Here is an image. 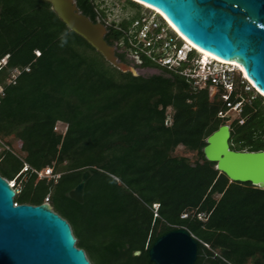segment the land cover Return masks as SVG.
I'll return each mask as SVG.
<instances>
[{
	"label": "trees",
	"instance_id": "16d2710c",
	"mask_svg": "<svg viewBox=\"0 0 264 264\" xmlns=\"http://www.w3.org/2000/svg\"><path fill=\"white\" fill-rule=\"evenodd\" d=\"M127 1L136 14L106 26L110 46L128 48L125 34L141 18ZM76 6L93 23L104 18L95 0ZM115 55L129 64L125 51ZM138 60L135 68L159 74L119 72L43 0H0V177L14 181L15 203L47 198L90 264H153V243L178 228L197 241L194 264H264V190L229 182L201 152L222 125L231 150L264 152V98L237 78L229 101L243 102V123L229 121L207 87ZM57 123L66 125L62 137ZM47 167L58 177L31 171ZM84 172L79 204L67 193Z\"/></svg>",
	"mask_w": 264,
	"mask_h": 264
},
{
	"label": "water",
	"instance_id": "95a60500",
	"mask_svg": "<svg viewBox=\"0 0 264 264\" xmlns=\"http://www.w3.org/2000/svg\"><path fill=\"white\" fill-rule=\"evenodd\" d=\"M65 27L82 38L121 73L139 76L120 62L104 40L106 26L82 15L76 0H43ZM157 11L190 44L222 62H234L249 84L264 96V0H137ZM230 128L220 126L205 139L201 152L229 182L264 190V152L233 151ZM89 172L67 197L81 204ZM15 192L0 177V264H90L76 247L70 225L48 204H17ZM134 256L139 255L136 251ZM197 241L178 228L159 237L148 251L153 264H194Z\"/></svg>",
	"mask_w": 264,
	"mask_h": 264
},
{
	"label": "built area",
	"instance_id": "2783aa9c",
	"mask_svg": "<svg viewBox=\"0 0 264 264\" xmlns=\"http://www.w3.org/2000/svg\"><path fill=\"white\" fill-rule=\"evenodd\" d=\"M155 12L158 13L157 11ZM151 13L157 16L159 21L141 17L132 23L131 29L125 34L129 55L133 58L144 56L156 66L185 78L192 83L194 88L203 89L207 87L210 95L218 96L226 104L227 112L234 113L238 123L242 124L243 119L240 115L243 102L231 103L229 101L230 96L235 91L236 78L234 73H237L241 84L245 83L244 88H242L244 92L253 91L255 94L260 93L243 77L239 68L212 58L204 62L202 56L200 57L196 54L189 43V45L186 44L187 42L163 16L159 13V15L154 12ZM101 23L106 26L104 19L101 20ZM18 74L17 70L14 71L11 80H14ZM0 95H2V88H0ZM227 112L219 113L218 116L224 118ZM53 130L62 137L66 131V125L57 123ZM26 170L27 167L25 166L23 171ZM31 171L36 174L38 179L49 180L58 177V175L53 174L51 167L40 171ZM7 183L14 190V181ZM14 192L16 194L18 191L14 190ZM44 203L48 204L47 198ZM16 205L14 203V206ZM198 217L203 218L204 215L200 214Z\"/></svg>",
	"mask_w": 264,
	"mask_h": 264
},
{
	"label": "rangeland",
	"instance_id": "374dc122",
	"mask_svg": "<svg viewBox=\"0 0 264 264\" xmlns=\"http://www.w3.org/2000/svg\"><path fill=\"white\" fill-rule=\"evenodd\" d=\"M127 0H95V4L97 5V9L99 11H102L104 14V22L106 26H109L113 23H119L123 19L131 18L136 14V11L134 8H131ZM139 15L142 18L148 19V20H156L159 21L158 17L151 13V11L139 7ZM115 50L118 52H126L128 58L130 61L132 56L129 55V51L127 52V48L124 47V45L119 42L115 45ZM196 58V57H195ZM130 65L133 66V63ZM139 76H151L155 74H159V70L152 69V68H136ZM234 77L237 79L239 78L237 73H234ZM240 79V78H239ZM249 95H252L253 97L256 95L255 93H252L251 91L248 92ZM225 118H228L229 121L234 120L235 114L232 112H227ZM18 144H14V147L17 148ZM180 151V149L178 150Z\"/></svg>",
	"mask_w": 264,
	"mask_h": 264
},
{
	"label": "bare ground",
	"instance_id": "6f19581e",
	"mask_svg": "<svg viewBox=\"0 0 264 264\" xmlns=\"http://www.w3.org/2000/svg\"><path fill=\"white\" fill-rule=\"evenodd\" d=\"M134 1H136V2H139V1H137V0H134ZM141 5H143V6H146V7H148V8H150V9H152V10H155V11H157L156 9H154V8H152V7H150V6H148V5H146V4H144V3H142V2H139ZM161 16H163L159 11H157ZM164 17V16H163ZM177 32V31H176ZM178 33V32H177ZM179 34V33H178ZM180 35V34H179ZM181 36V35H180ZM182 37V36H181ZM183 38V37H182ZM184 39V38H183ZM185 40V39H184ZM187 43H186V42ZM184 42L187 44V45H189L190 43L187 41V40H185ZM189 43V44H188ZM190 46H192L193 48H195L196 50H198L201 54H202V60L205 62V60H208L209 58H212V59H216L215 57H213V56H211V55H209V54H207V53H205V52H203V51H201V50H199L198 48H196L195 46H193L192 44H190ZM218 60V59H217ZM218 61H220V60H218ZM223 63H227V64H231V65H233V66H235L236 68H239L240 69V72H241V74L243 75V77L244 78H246V76H245V74L242 72V69L237 65V64H235L234 62H223Z\"/></svg>",
	"mask_w": 264,
	"mask_h": 264
},
{
	"label": "clouds",
	"instance_id": "9594fccd",
	"mask_svg": "<svg viewBox=\"0 0 264 264\" xmlns=\"http://www.w3.org/2000/svg\"><path fill=\"white\" fill-rule=\"evenodd\" d=\"M130 1H132V0H130ZM132 2H133V1H132ZM134 3H135V2H134ZM136 4H137V3H136ZM137 5H139L140 7L145 8V9H147V10H149V11H151V12H154L155 14L159 15V14L156 13L154 10H152V9L146 7V6H143V5H141V4H137ZM192 50H193L194 52H196V54H198L200 57L202 56V54H201L198 50H196L195 48H192ZM258 95H260V94H258ZM260 96L262 97L263 95H260Z\"/></svg>",
	"mask_w": 264,
	"mask_h": 264
},
{
	"label": "flooded vegetation",
	"instance_id": "af4514ba",
	"mask_svg": "<svg viewBox=\"0 0 264 264\" xmlns=\"http://www.w3.org/2000/svg\"><path fill=\"white\" fill-rule=\"evenodd\" d=\"M133 59V60H132ZM131 60L132 61H130L129 60V58H128V63L130 64H132L133 63V66L135 67V66H138L139 64H140V62H139V60H138V58H131Z\"/></svg>",
	"mask_w": 264,
	"mask_h": 264
}]
</instances>
